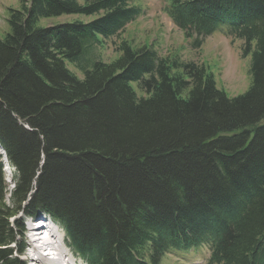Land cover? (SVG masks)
<instances>
[{
    "label": "trees",
    "instance_id": "16d2710c",
    "mask_svg": "<svg viewBox=\"0 0 264 264\" xmlns=\"http://www.w3.org/2000/svg\"><path fill=\"white\" fill-rule=\"evenodd\" d=\"M162 1L196 48L223 30L243 43L247 93L229 98L207 66L154 45L122 41L118 60L88 63L99 36L119 39L145 15L137 0L8 11L0 146L15 187L9 205L0 155V264H26L24 223L41 213L88 264H161L206 245V264H264V0ZM63 15L97 17L38 25Z\"/></svg>",
    "mask_w": 264,
    "mask_h": 264
},
{
    "label": "rangeland",
    "instance_id": "374dc122",
    "mask_svg": "<svg viewBox=\"0 0 264 264\" xmlns=\"http://www.w3.org/2000/svg\"><path fill=\"white\" fill-rule=\"evenodd\" d=\"M22 0H0V37L8 31V11L19 10ZM137 4L145 9V15L127 27L119 39L105 40L99 36L100 44L85 56V60L103 61L112 63L122 56L119 46L126 41L134 47L154 45L162 57L177 55L184 62H193L207 66L213 73L217 89L224 91L229 98H235L247 93L252 86L251 74L252 53L244 56V46L241 41L232 42L226 31L215 33L207 37L200 48L193 46V41L187 40L183 32L175 26L164 10L162 0H137ZM97 16L63 15L49 19H42L38 24L41 28L71 24L74 22H90ZM69 69L80 79H84V72L76 65L67 63ZM91 66H89L90 68ZM137 90V84H133ZM138 91V90H137ZM43 161V160H42ZM42 169V168H41ZM7 187V204L10 205V193L15 187L14 180L5 172ZM32 228L30 222L26 223L24 243L27 249L21 258L25 261L27 253L31 250L28 240V231ZM67 244V243H66ZM68 245V244H67ZM75 259L84 264L71 249ZM210 257L209 247L200 246L192 251H172L167 254L161 264H206Z\"/></svg>",
    "mask_w": 264,
    "mask_h": 264
},
{
    "label": "bare ground",
    "instance_id": "6f19581e",
    "mask_svg": "<svg viewBox=\"0 0 264 264\" xmlns=\"http://www.w3.org/2000/svg\"><path fill=\"white\" fill-rule=\"evenodd\" d=\"M0 153L3 154L4 152L0 150ZM47 231L48 229H43V230L30 229V236L28 237L30 247L32 246L33 249L40 250L45 246H47V243L45 241L46 239L43 238L44 233ZM48 240H50V246L52 247V250L55 252L53 254V259H52L54 264H76L74 259L71 258L63 250L62 245L51 231H49Z\"/></svg>",
    "mask_w": 264,
    "mask_h": 264
}]
</instances>
